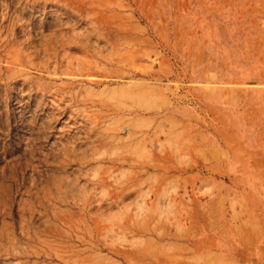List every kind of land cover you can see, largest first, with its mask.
Returning a JSON list of instances; mask_svg holds the SVG:
<instances>
[{
    "label": "rangeland",
    "instance_id": "374dc122",
    "mask_svg": "<svg viewBox=\"0 0 264 264\" xmlns=\"http://www.w3.org/2000/svg\"><path fill=\"white\" fill-rule=\"evenodd\" d=\"M0 264H264V0H0Z\"/></svg>",
    "mask_w": 264,
    "mask_h": 264
}]
</instances>
